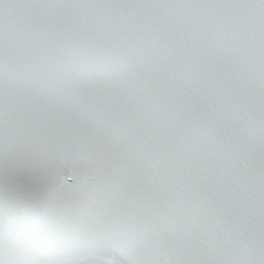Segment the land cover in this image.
<instances>
[{"label":"snow or ice","instance_id":"1","mask_svg":"<svg viewBox=\"0 0 264 264\" xmlns=\"http://www.w3.org/2000/svg\"><path fill=\"white\" fill-rule=\"evenodd\" d=\"M0 264H264V0H0Z\"/></svg>","mask_w":264,"mask_h":264}]
</instances>
